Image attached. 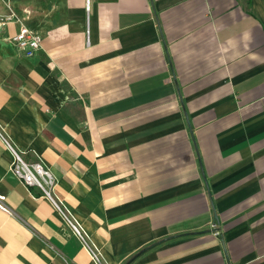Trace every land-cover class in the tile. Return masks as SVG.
Listing matches in <instances>:
<instances>
[{"label": "crops", "instance_id": "1", "mask_svg": "<svg viewBox=\"0 0 264 264\" xmlns=\"http://www.w3.org/2000/svg\"><path fill=\"white\" fill-rule=\"evenodd\" d=\"M12 7L42 49L0 29V126L102 264H264V0ZM12 161L0 138V264H96Z\"/></svg>", "mask_w": 264, "mask_h": 264}, {"label": "built area", "instance_id": "2", "mask_svg": "<svg viewBox=\"0 0 264 264\" xmlns=\"http://www.w3.org/2000/svg\"><path fill=\"white\" fill-rule=\"evenodd\" d=\"M13 1L15 0H0V29L14 22L19 23L20 30L11 40L16 45L17 49L26 57H33L42 49V37L25 24V19L30 15V11L25 10L27 17H21L13 9ZM90 1L91 0H85L86 12L88 15L90 12ZM1 9H3V11ZM87 42L89 43V40H87ZM0 138L13 157L10 167L11 172L29 190L32 196H38L50 203L54 211L61 217L65 226L87 249L92 260L96 264H102V255L99 249L92 243L90 237L72 215L65 200L58 192V182L51 169L40 159L36 161H27L25 159V152L19 149L8 137H6L1 126ZM35 190L37 193L34 192ZM5 200L6 197L0 195V209L8 211Z\"/></svg>", "mask_w": 264, "mask_h": 264}]
</instances>
